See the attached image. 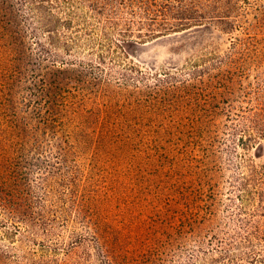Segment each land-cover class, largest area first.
<instances>
[{
	"label": "rangeland",
	"instance_id": "rangeland-1",
	"mask_svg": "<svg viewBox=\"0 0 264 264\" xmlns=\"http://www.w3.org/2000/svg\"><path fill=\"white\" fill-rule=\"evenodd\" d=\"M240 8L230 31L153 39L139 36L153 16L137 5L122 8L126 41L96 27L90 39L82 22L72 52L85 67L49 64L67 104L43 110L24 105L29 63L2 35L0 264H209L241 219L264 228V137L251 123L264 117V0ZM89 72L101 78L84 84ZM252 162L249 193L239 179Z\"/></svg>",
	"mask_w": 264,
	"mask_h": 264
},
{
	"label": "trees",
	"instance_id": "trees-1",
	"mask_svg": "<svg viewBox=\"0 0 264 264\" xmlns=\"http://www.w3.org/2000/svg\"><path fill=\"white\" fill-rule=\"evenodd\" d=\"M0 4L3 5L0 9V38L4 35L8 38L7 45L22 47L19 54L26 63H29V69L21 68L24 70L23 73L32 79V85L26 87L30 89V97L24 99V105L32 109L36 103L35 109L42 110L46 106L48 109L50 105L67 104L63 91L68 88L59 85L56 77L46 75L49 64L55 66L60 62L65 66L85 67L83 61H76L78 58L72 52L74 44L83 42L81 31L84 29L80 28L82 22L90 28L86 29L87 33L91 31L90 39L96 27L101 28L109 40L112 39L108 30L112 28L126 41L133 37L134 31L131 28L132 22H125V27L119 26L124 16L129 14L123 12L122 8H134L137 5L147 10L149 16H153L150 17V20H153L151 23L153 27L139 36L142 39H153L159 35L206 23L220 24L222 29L230 31L236 25V18L241 9L240 0H0ZM83 7L88 10L93 24L81 18L80 10ZM60 25L64 31L58 30ZM74 28L78 29L74 32ZM46 31L49 47L43 41L45 39L43 32ZM61 52L64 55H61ZM228 58L224 57L220 63L227 64L230 61ZM202 71L204 70L195 69L193 72L195 78L201 75ZM80 73L83 77V72ZM52 74L62 76V73ZM90 78L91 74L82 81L84 84H94L101 77L97 75L94 79ZM72 103L75 102L72 101L70 104ZM252 119L251 123L259 129V136L264 137V124H260L261 121L264 122L262 113L254 114ZM205 126L206 122L202 131ZM251 129L241 130L246 133ZM242 142L244 148L250 149L255 140L248 135H242ZM248 166L251 168L249 175L240 177L239 182L240 189L250 193V186L257 182L258 169L253 162ZM261 195L264 199V191ZM257 244L264 246L262 223L241 219L240 224L234 228V233L226 237V244L216 248L217 253L212 255L209 264H264V252L258 251L263 247H258Z\"/></svg>",
	"mask_w": 264,
	"mask_h": 264
}]
</instances>
